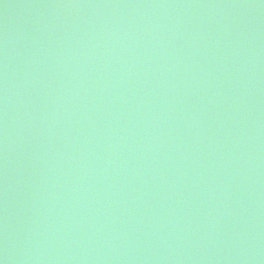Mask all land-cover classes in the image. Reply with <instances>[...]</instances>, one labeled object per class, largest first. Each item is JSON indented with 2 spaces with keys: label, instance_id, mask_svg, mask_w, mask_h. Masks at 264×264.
I'll list each match as a JSON object with an SVG mask.
<instances>
[{
  "label": "water",
  "instance_id": "water-1",
  "mask_svg": "<svg viewBox=\"0 0 264 264\" xmlns=\"http://www.w3.org/2000/svg\"><path fill=\"white\" fill-rule=\"evenodd\" d=\"M0 264H264V0H0Z\"/></svg>",
  "mask_w": 264,
  "mask_h": 264
}]
</instances>
